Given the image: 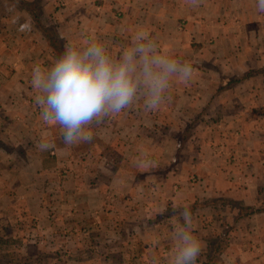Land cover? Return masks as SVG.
<instances>
[{"label":"crops","instance_id":"1","mask_svg":"<svg viewBox=\"0 0 264 264\" xmlns=\"http://www.w3.org/2000/svg\"><path fill=\"white\" fill-rule=\"evenodd\" d=\"M22 1L41 3V23L55 27L61 53L28 13L18 31H8L22 44L13 52L0 29V230L15 231L23 258L170 264L171 231L188 208L202 241L197 264H264V13L257 0ZM141 30L162 53L191 63L192 79L173 80L158 110L145 111L138 99L89 124L90 141L65 144L62 127L35 113L34 64L43 56L40 66L49 68L67 47L89 40L115 59ZM25 58L34 64L23 73ZM28 245H35L30 252Z\"/></svg>","mask_w":264,"mask_h":264},{"label":"clouds","instance_id":"2","mask_svg":"<svg viewBox=\"0 0 264 264\" xmlns=\"http://www.w3.org/2000/svg\"><path fill=\"white\" fill-rule=\"evenodd\" d=\"M257 8L264 13V0H257ZM193 72L191 63L162 53L158 43L141 30L115 59L101 42L69 46L51 67L34 65L31 84L39 93L35 99L43 121L61 126L65 144L71 145L92 139L87 126L94 120L119 114L138 99L145 111L158 110L173 80L188 83ZM180 215L183 223L171 231L170 264H197L202 241L191 230L190 209L184 208Z\"/></svg>","mask_w":264,"mask_h":264},{"label":"rangeland","instance_id":"3","mask_svg":"<svg viewBox=\"0 0 264 264\" xmlns=\"http://www.w3.org/2000/svg\"><path fill=\"white\" fill-rule=\"evenodd\" d=\"M6 1V4H0V29H3L1 36L3 37L2 40L4 39L5 41L8 42V47L10 49H7L8 52H13L17 47L21 44V42L19 43V39L16 37H12L8 34V31H11L12 33H14V31H18L17 30V25L19 24L20 27L22 23H24L22 21V19L25 17V13H28V15H31L32 18H30V16L28 18L29 21H31L33 24H36L34 26L37 27L38 30H42L44 29L45 32V38L47 39L46 45L47 43L55 50V52L57 53V55H61V53L58 52V48L57 45H59V40L56 36L55 33V27L53 28L52 26L48 27L47 30H45L46 28H44L43 24L41 23L40 17H41V3L39 2H32V3H28V2H24L23 4H15V3H10L9 0H4ZM28 4V5H26ZM30 9L28 10L27 9ZM34 9H36V14L37 18L34 17L31 14V10L33 11ZM23 13V14H22ZM20 14L22 15L20 17ZM43 15V14H42ZM16 17H20V18H16ZM14 19H17V21H15ZM21 19V21H20ZM19 20V21H18ZM43 20V19H42ZM37 24L39 26H41L40 28L37 26ZM4 33V34H3ZM29 45V43H24L23 47L27 48ZM30 46V45H29ZM7 47V48H8ZM22 47V48H23ZM43 52L42 48L37 50L38 52ZM42 58L40 59V65H42L41 63H43L42 61L44 60V57L41 56ZM43 59V60H42ZM25 60L24 63L22 64L23 68H19V70L23 73H26V71H29L31 68V64L33 65L34 63H31V61L28 58L23 59ZM29 62L31 64H29ZM37 65V64H34ZM8 73H11V71L6 70ZM16 71V70H15ZM41 107L40 105H35L34 109H35V113L41 117L42 119V115H41V110H39ZM43 121V119H42ZM44 123H46L45 121H43ZM217 229L213 228L212 231H216ZM5 237H9V238H5ZM16 235H15V231L14 232H5L3 230H0V264H29L30 262L26 261L23 258V251L26 252V246L24 247V249H22V245L20 243L15 242L16 240ZM42 245V244H40ZM35 245H28L27 247L29 249H27L29 252L31 250V248H33ZM47 263L49 262L48 260H44L42 261V263ZM58 263L56 264H63V260H57ZM39 264V261L38 263ZM96 264H100L98 261L96 262ZM126 264V263H125ZM129 264V263H127Z\"/></svg>","mask_w":264,"mask_h":264},{"label":"trees","instance_id":"4","mask_svg":"<svg viewBox=\"0 0 264 264\" xmlns=\"http://www.w3.org/2000/svg\"><path fill=\"white\" fill-rule=\"evenodd\" d=\"M9 2H11V3H15V4H23V5H24V1H22V0H9ZM26 5H28V4H26ZM27 9H28V7H27ZM28 10H30V9H28ZM30 12H31V14H32L34 17L37 18L36 9H34L33 11L31 10Z\"/></svg>","mask_w":264,"mask_h":264},{"label":"built area","instance_id":"5","mask_svg":"<svg viewBox=\"0 0 264 264\" xmlns=\"http://www.w3.org/2000/svg\"><path fill=\"white\" fill-rule=\"evenodd\" d=\"M39 110H41V108Z\"/></svg>","mask_w":264,"mask_h":264}]
</instances>
